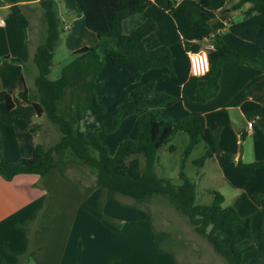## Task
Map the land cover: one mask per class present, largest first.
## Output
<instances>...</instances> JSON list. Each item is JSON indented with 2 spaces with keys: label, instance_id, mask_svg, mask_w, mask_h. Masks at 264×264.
Returning a JSON list of instances; mask_svg holds the SVG:
<instances>
[{
  "label": "trees",
  "instance_id": "16d2710c",
  "mask_svg": "<svg viewBox=\"0 0 264 264\" xmlns=\"http://www.w3.org/2000/svg\"><path fill=\"white\" fill-rule=\"evenodd\" d=\"M2 1L10 5L15 15L22 11V2L32 0ZM38 1L45 33L34 54L38 68L35 79L37 93L30 92L25 86L20 91V97L34 106L38 116H46L59 129L61 136L49 146L37 142L31 157H21L16 162L6 163L0 154V175L10 180L21 173L44 176L57 170L67 178L78 179L70 175V171L77 166L86 167L95 177L94 185L106 192L107 199L129 197L134 207L136 202L148 203L156 197L167 200L187 219L194 231L210 243L226 264H264V215L261 228L263 250L244 263V253L252 249V244L243 247L239 244L252 236L251 216H242L233 205H224L225 196L215 189H207V193L212 196L210 202H200L197 181L184 171L187 158L201 140L206 143V150L194 160L197 165L204 166L207 159L220 152L218 132L208 127L201 112L188 111L178 123L160 119L161 107L174 100L175 96L157 91L156 82L174 75L175 68L168 45L155 48L146 46L145 38L156 30L157 23L147 19L130 32L124 31L126 19L144 11L152 3L170 13L175 8V1L77 0L86 26L97 35L98 41L95 46L77 49L72 60L62 67L57 79H51L49 75L54 52L61 41L63 21L57 0ZM226 1L197 0L198 4L190 10L191 24L183 38L185 48L198 51L204 48L206 38H210L212 44V47L207 48L210 67L202 76L206 83L197 88L195 93L200 102L218 92L225 62L236 60L264 68L257 58L245 57L230 46L222 34L215 32L212 27V15ZM232 9H241L243 18L230 21L229 31L264 51V0H237ZM101 48H106V56L132 81H139L152 69L164 68L166 71L157 79H151L132 91L116 112L89 137L80 129V122L87 114L99 115L106 109L96 95V89L100 86L98 75L104 63ZM1 101H5L9 109L14 107L13 98L6 91H0ZM141 111H146V115L136 136L124 139L112 155L101 141L99 133L114 132L126 117ZM179 130L187 132L190 139L179 172L181 182L176 184L171 178L158 175L155 166L162 147L175 150V145L169 143ZM223 156L232 159L229 153H223ZM238 162L242 164L241 160ZM249 165H264V160ZM257 200L264 208V196H257ZM156 247L162 249L158 243Z\"/></svg>",
  "mask_w": 264,
  "mask_h": 264
},
{
  "label": "crops",
  "instance_id": "0c3cea01",
  "mask_svg": "<svg viewBox=\"0 0 264 264\" xmlns=\"http://www.w3.org/2000/svg\"><path fill=\"white\" fill-rule=\"evenodd\" d=\"M174 1L175 8L170 13L152 3L124 22V31L130 32L147 19H153L157 28L145 38L146 46L155 48L168 45L172 51L175 74L166 79H158L156 90L168 92L175 99L161 107L160 119L178 123L188 111L203 113L208 127L219 134L220 152L213 157L217 169L237 193L229 205L238 209L237 202L245 195L246 201H255L259 205L258 211L263 217L264 208L257 196H264V165L253 166L249 163L264 160V147L258 153L255 146V151L246 155L245 150L241 152L238 146L253 137L255 124L249 127V131L241 127L243 120L249 121L247 116L253 114L257 122L264 124V68L249 62L227 61L222 67L216 95L206 101H198L195 97L196 90L206 81L191 74L189 51L185 48L183 39L191 24L190 10L198 2ZM229 1L212 15V27L245 57L257 58L264 64V51L229 31L230 21H240L243 18L241 9H232L237 0ZM21 4L34 13L32 18L36 20V41L31 44L29 68H23L20 64L21 54H16L11 49L0 53V91L9 93L14 101L12 109L8 108L5 101L0 102V112H4L6 117L7 108L13 112L19 106L28 109L32 115L34 112L31 111H35L38 116L34 106L20 97V91L26 86L32 93H37L35 79L38 68L34 62V54L43 39L45 24L38 0ZM34 4L38 5L33 8ZM3 7L10 5L0 0V9ZM245 7L246 5L243 8ZM7 24L6 20H2L0 26L6 27ZM97 41L98 38L96 43ZM204 42L212 46L210 38H206ZM106 51V48L100 50L104 63L98 80L102 85L97 88L96 93L100 102L106 106L109 95L111 103L105 110L106 116L102 120H96L100 122L99 125L116 112L132 91L151 79H157L166 71L164 68L152 69L139 81H132L110 61ZM4 65L14 67L15 71L4 73ZM256 77L258 78L251 82ZM99 94H102L103 99H100ZM90 115L93 114H87L83 120ZM145 115L146 111L132 114L114 132H101V139L115 148L112 149V154H115L124 139L136 136ZM9 123L10 135L17 137V121L12 119ZM48 132H52V129ZM246 134L250 137H246ZM228 142L234 147H228ZM18 143L16 138V146L12 148L14 158L21 156ZM223 153L231 154L232 159H226ZM163 235V240L166 241L168 235ZM159 236L144 211L136 209L130 201L107 199L106 192L96 187L94 181L70 179L57 170L44 176L21 173L10 180L0 175V264H23L30 257L37 264H179L174 251L156 247V243L161 240Z\"/></svg>",
  "mask_w": 264,
  "mask_h": 264
},
{
  "label": "rangeland",
  "instance_id": "374dc122",
  "mask_svg": "<svg viewBox=\"0 0 264 264\" xmlns=\"http://www.w3.org/2000/svg\"><path fill=\"white\" fill-rule=\"evenodd\" d=\"M232 1L234 0H230L229 2ZM57 3L63 23L61 26V41L54 52L52 70L49 75L51 79H57L60 76L62 67L72 60L73 53L77 49L83 46H95L97 39V35L86 26L77 0H57ZM37 5L38 4H34L32 6L35 8ZM33 15V12H30V10L25 9L23 6L22 11L15 15L12 14L10 7H3L0 9L1 20H6L8 23L6 27L0 26V53H4V51L11 49L12 52L21 54L20 64L23 68H29L30 66L29 61L31 57L29 55L32 49L31 44L36 41L34 36L36 20H33ZM205 47H207V42L204 43V48ZM2 69L4 73H7L9 70L15 71L14 67H6L5 65ZM29 79L28 77L30 83ZM99 97L103 99L102 94H99ZM107 97L108 102L106 103L109 107L111 98L109 95H107ZM103 104L107 108L106 104ZM6 111L7 117L4 115V112H0V115H2V122L0 123V154L3 155V160L10 161L6 163L16 162L21 157H31L34 144L41 142L49 146L55 143L61 136L59 129L46 116H37L33 110L31 111L34 112L33 115L28 109L21 106L17 107L13 112H10L8 108ZM105 114L106 111L99 115H90L88 119L80 122V129L91 137L100 126V122L98 123L96 120H102V118L106 116ZM247 118L255 124L253 128V137L248 139L246 143L240 144L238 148L241 152L245 150L246 155H249L250 152L255 151L253 149L256 146L258 153H260L263 151L264 147V127L253 118V114L247 116ZM12 119L16 120L18 124V126H16L17 137L9 133V120ZM249 121L245 119L241 122V127L247 128V131H249V125H247ZM104 122L105 121H101L102 124ZM48 129H52V132H48ZM102 135L103 134L99 133L100 138ZM246 137L249 138L250 135L246 134ZM16 138L19 141L18 145L21 147V156L19 158H14L12 150V148L16 146ZM189 139L187 132L179 130L169 143L175 145V150L171 151L167 146L159 150V159L155 166L158 175L169 177L176 184L181 182L179 172L183 162V153L189 143ZM101 141L107 145L112 154L111 151L115 148H112L111 144L105 143L102 139ZM228 143V147H234L230 142ZM205 150L206 143L204 140H201L187 158L184 171L188 176L197 181L200 202H210L212 196L207 193V189H215L225 196L224 205L232 204L237 193H235L234 189L230 186L228 181H226L222 172L220 170L218 171L214 158L207 159L204 166H199L195 163L194 160L201 157L205 153ZM142 166H144L143 161ZM70 175L84 179L87 182H93L95 178L88 168H83L82 166H77V168L71 170ZM114 199L119 200V198ZM120 199L130 201L131 204L133 203L132 199L129 197L122 196ZM237 205V210L242 216H251L252 236L239 244L240 247L252 244V249L246 251L243 256L244 263H247L263 250L261 235L263 217L258 211L260 208L259 205H257L255 201H246L245 195L240 198ZM136 209L142 210L148 216H151V221L160 235L159 240H161L158 244H160L161 247L174 251L179 264H226L223 258L215 252L210 243L199 236L187 219L164 198L156 197L148 203L136 202ZM164 233L168 235L166 241L163 240L165 238L163 235ZM23 264H37V262L33 257H30L26 259Z\"/></svg>",
  "mask_w": 264,
  "mask_h": 264
},
{
  "label": "built area",
  "instance_id": "2783aa9c",
  "mask_svg": "<svg viewBox=\"0 0 264 264\" xmlns=\"http://www.w3.org/2000/svg\"><path fill=\"white\" fill-rule=\"evenodd\" d=\"M2 20L0 19V23ZM208 47L202 48L198 51H189V60H190V72L194 76L202 77L204 76L210 67ZM249 127L253 126V122H248Z\"/></svg>",
  "mask_w": 264,
  "mask_h": 264
}]
</instances>
